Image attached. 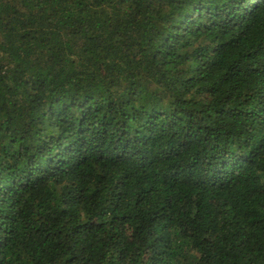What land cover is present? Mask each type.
I'll list each match as a JSON object with an SVG mask.
<instances>
[{
    "label": "trees",
    "instance_id": "1",
    "mask_svg": "<svg viewBox=\"0 0 264 264\" xmlns=\"http://www.w3.org/2000/svg\"><path fill=\"white\" fill-rule=\"evenodd\" d=\"M0 264H264V0H0Z\"/></svg>",
    "mask_w": 264,
    "mask_h": 264
}]
</instances>
